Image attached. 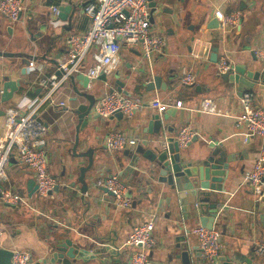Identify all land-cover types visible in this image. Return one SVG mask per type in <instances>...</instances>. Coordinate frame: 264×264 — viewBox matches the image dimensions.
I'll return each mask as SVG.
<instances>
[{
  "label": "crops",
  "instance_id": "crops-1",
  "mask_svg": "<svg viewBox=\"0 0 264 264\" xmlns=\"http://www.w3.org/2000/svg\"><path fill=\"white\" fill-rule=\"evenodd\" d=\"M24 1L26 11L19 20L10 22L0 14V50L21 54L16 57L0 56V76L9 74L12 78L20 79L19 89L14 92L12 100L0 103V112L4 111L0 114V135L4 131L6 108L26 102L28 98L41 96L44 91L36 82L35 72L28 68L29 60L34 59L36 64H41L43 72H53L55 56L65 53L68 36L82 33L89 27V19L82 12V6L89 0ZM157 1L164 11L152 15V30L165 37L164 49L153 55L149 66L138 48H122L121 67L116 74L124 83V94L146 97L159 95L169 102L181 100L183 107L172 104L163 112L144 107L131 118L101 117L91 120V124L79 132L80 142L76 148V152L87 148L93 150V164L86 172L87 177L101 179L115 173L126 183L131 201L140 200V203L129 209L120 208L113 202V198L100 191L95 193L94 190L91 193L92 189L83 199L79 193L75 198L68 199L61 192L43 198H38L34 193L30 196L33 199L32 208L26 210L20 208V203L13 206L0 204V225L3 227L1 246L29 251L36 259L44 252L49 223L69 227L73 233V229H79L76 238L91 243V248L97 246L95 241L116 247L118 256L125 264H129L131 247L126 244L128 233L133 225L156 215L153 229L156 244L148 250L150 264H181V258L176 257L180 252V243L186 245L190 264L195 261L213 264L203 258L197 239L191 232L194 226L200 224L199 220L183 217L179 211L173 210L171 203L169 206L166 204L169 197L164 209L159 207L164 187L146 195L147 184H150L146 172L149 163L140 151L153 147L156 140L163 143L165 138L175 137L180 128L188 126L196 137L185 150L191 155L196 154L199 145L213 138L227 144L228 152H235L239 157L229 164L228 177L224 182L225 191L218 193L220 202L213 228L220 234L219 255H226L227 260L235 264H264V218L255 202V195L243 181L264 146V140L251 136L244 141L242 129L234 124V116L241 111L240 92L253 90V104L264 108V84L254 82L252 88L240 89L236 83L225 80L217 72V59L220 55L228 58L231 70L235 66L255 70L260 61L264 60H255L250 53L251 50L264 47V0ZM70 2L77 7L71 21L53 16L52 5L59 7ZM216 8L224 13L238 11L241 16L239 24L226 32L218 27L207 28L209 20L215 17ZM213 45L218 48L216 61L210 59ZM23 66L25 72L21 73ZM186 72L194 74L193 85L180 83L181 75ZM153 74H160L169 87L146 92L144 83ZM114 79L112 77L105 81L97 78L90 82V87L84 89L78 82L75 86L96 99L110 88L116 89ZM75 95L73 85L66 80L54 95V99L57 102L63 100L65 106L55 107L44 103L36 111V115L48 126L43 145L48 170L60 183L64 182L62 172L71 168V162L78 166L86 163V158H76L71 151L77 124L73 108L78 103H86L80 96L77 101H71L70 98ZM204 97L212 98L222 113H203L197 110ZM155 113L163 116L165 126L158 134L148 132L152 128L148 126L150 116ZM117 129L150 140L133 147L108 151L104 145L105 136ZM134 158L136 160L131 164ZM12 164L11 172L16 169L15 177L8 176L5 185L28 196L26 186L28 179L34 180L32 170L16 159H13ZM90 194L97 195L93 197ZM259 246L263 249L259 250ZM85 264L102 263L92 259ZM214 264H221L219 258Z\"/></svg>",
  "mask_w": 264,
  "mask_h": 264
},
{
  "label": "built area",
  "instance_id": "built-area-1",
  "mask_svg": "<svg viewBox=\"0 0 264 264\" xmlns=\"http://www.w3.org/2000/svg\"><path fill=\"white\" fill-rule=\"evenodd\" d=\"M54 17L58 15V6L52 5ZM26 11L24 0H0V14L10 22L19 20ZM82 12L89 19V27L82 33L68 36L67 48L60 55L53 72H43V66L29 60L28 68L36 74V82L44 89L41 96L26 99L9 106L5 110L4 131L0 135V204L13 206L22 202L23 196L16 190L5 185L8 180L6 167L11 158L26 164L33 173L37 185V197H50L48 194L56 179L50 174L47 165V155L43 149L48 126L37 115V108L44 103L55 107H64L63 100L56 101L54 95L69 76L77 72L85 74L90 82L104 75L105 81L114 77L121 67L120 50L122 48H138L141 56L151 65L154 54L162 52L165 47V37L152 30L149 19L148 0H89L82 6ZM218 28L226 32L240 22V13L234 11L224 13L214 9ZM253 53L257 58H264V47L256 48ZM217 72H229L232 66L225 55L217 59ZM56 70L60 73L56 74ZM180 83L186 86L195 83L191 72L183 73ZM254 93L251 89L242 90L239 94L241 111L234 116V124L242 129V138L246 141L251 136L264 140V108L253 104ZM183 107L181 100L169 102L159 95L146 97L142 95H127L113 89L99 95L92 106L94 113L102 118H108L120 111L123 116L131 118L135 112L144 107L155 108L158 112L165 111L169 106ZM26 109V110H25ZM203 113L220 114L222 111L210 97L201 99L197 108ZM195 132L188 126L180 128L175 135L179 146H186L194 137ZM145 136L128 134L122 130H112L104 140L108 151H117L147 142ZM162 144H165L163 142ZM243 181L251 192L259 197L264 194V146L247 172ZM98 184L105 186L112 193L113 202L120 208L129 209L131 199L126 183L115 173L99 179ZM29 197V196H28ZM156 215L132 226L128 233L126 244L131 247L129 264H150L148 250L155 246L153 229ZM197 239L203 258L210 263H216L220 254V234L215 228L202 225L191 230ZM3 227L0 225V238ZM1 246V245H0ZM259 250L263 247L259 246ZM29 251L12 248L10 264H35Z\"/></svg>",
  "mask_w": 264,
  "mask_h": 264
},
{
  "label": "water",
  "instance_id": "water-1",
  "mask_svg": "<svg viewBox=\"0 0 264 264\" xmlns=\"http://www.w3.org/2000/svg\"><path fill=\"white\" fill-rule=\"evenodd\" d=\"M149 19L153 21V14L164 11L157 0H148ZM77 7L71 2L66 5L58 7L57 17L62 20L71 21ZM218 21L216 17H212L207 25V28H217ZM217 46L211 47L210 59L216 61ZM257 60L253 50L250 52ZM0 56L12 57L21 56V54H12L0 50ZM59 54L55 56L54 64H56ZM25 72V67H21V73ZM60 72L56 70V74ZM225 80H229L238 85V88H252L254 82H261L264 84V60L260 61L259 66L255 70H247L245 66H235L234 70L222 74ZM100 79H105L103 74L99 75ZM114 81L117 91L126 93L122 90L123 81L117 74L114 76ZM68 80L73 85L75 96L70 98L71 101H77V97H83L86 103H78L73 108V113L76 115L77 124L75 126V137L71 147L74 157L86 158V163L80 166L74 162L70 163L71 168L62 172L64 179L63 183L56 180L54 187L48 191V194L62 193L64 198H75L77 193L83 199L84 195L88 194L90 189L92 192H103L108 197L112 198V193L105 186L98 184L99 179L86 176V172L91 169L93 164L92 148H87L84 151L76 152L79 144V132L86 126L91 124V120L101 118L97 113H94L92 106L95 98L92 94L85 90L76 88L75 83L78 82L84 89L87 87L88 79L85 74L77 72L69 76ZM0 103L12 100L14 92L18 91L20 86L19 78H12L9 74H2L0 76ZM169 85L166 84L160 74H153L149 80L144 83V90L146 92L153 90H165ZM113 90L110 88L109 91ZM1 111L0 114H3ZM115 117L120 119L123 117L120 111L115 112L108 118ZM163 116L159 113L150 116L148 129L150 133H160L165 126L162 122ZM171 132V130L167 129ZM194 136L190 142L195 141ZM190 142L182 147L179 146L177 140L170 136L165 138V144L159 140L154 142L153 147L140 151L143 158L148 161L149 165L146 168L148 174L147 194H151L154 190L162 189V197L160 198L158 206L164 209V204L169 197L168 206L172 205L173 210H177L183 217H195L199 220L200 225L207 228L213 227L214 219L218 216L219 196L218 193L224 192V182L228 177L229 164L236 161L239 157L235 152H228L229 146L222 141L211 138L209 142L199 145L196 154L191 155L186 150ZM134 158L131 164L134 163ZM27 194L32 196L37 189L35 180L28 179ZM96 197L97 194H90ZM143 197V194L141 195ZM256 197V196H255ZM40 198V197H38ZM43 198V197H42ZM62 198V199H64ZM171 199V200H170ZM164 202V203H163ZM255 202L258 205L259 211L264 218V194L256 197ZM140 203V200L133 199L131 206ZM32 208V207H31ZM168 216V215H167ZM48 231L45 235L44 244L45 249L41 256L32 260L35 264H85L92 259H98L102 264H125L118 256L116 247H110L107 243L98 242L94 248L91 243L83 242V240L76 238V234L80 233L76 229L74 233L72 229L65 226L47 223ZM106 240V238H103ZM92 245V246H91ZM180 252L176 257L181 258V264H190L188 258V251L185 243L178 244ZM12 249L5 246H0V264H10ZM221 264H235L227 260L226 255H219ZM128 264V263H126ZM192 264H201L195 261ZM241 264H247L242 262Z\"/></svg>",
  "mask_w": 264,
  "mask_h": 264
},
{
  "label": "rangeland",
  "instance_id": "rangeland-1",
  "mask_svg": "<svg viewBox=\"0 0 264 264\" xmlns=\"http://www.w3.org/2000/svg\"><path fill=\"white\" fill-rule=\"evenodd\" d=\"M120 54L122 55V51H120ZM145 63L148 64L146 60H145ZM12 163H13V158H11L9 160V165L6 167V171H7L8 176L11 175V176L15 177L14 170H16V169H13V171L11 172V170L13 168L12 165H14L15 163L14 164H12ZM9 171H10V173H9ZM22 196H23V200L19 204V206H20V208L22 210H24V209L26 210V209H28V208H30L32 206L33 199H31L30 197H28L25 193H23Z\"/></svg>",
  "mask_w": 264,
  "mask_h": 264
}]
</instances>
